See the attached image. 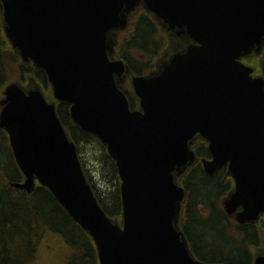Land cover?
Masks as SVG:
<instances>
[{"label": "water", "instance_id": "obj_1", "mask_svg": "<svg viewBox=\"0 0 264 264\" xmlns=\"http://www.w3.org/2000/svg\"><path fill=\"white\" fill-rule=\"evenodd\" d=\"M9 34L24 60L43 68L56 100L71 104L73 121L107 145L121 178L123 226L99 205L75 144L40 90L6 88L0 125L25 175L48 187L97 246L100 264H203L189 254L176 223L184 191L175 182L195 161L198 132L210 139L213 167L230 160L238 193L246 168L264 174V80L240 62L264 44V0H203L200 12L165 10L162 0H2ZM145 1L165 21L185 24L198 42L152 77H135L141 110H132L109 59L108 33L124 27L122 11ZM215 95L210 102L203 95ZM215 104H214V103ZM211 112L201 121L204 104ZM203 123L205 125H201ZM211 163L205 162L208 171ZM238 195L226 202L230 210ZM238 215L252 219L264 197Z\"/></svg>", "mask_w": 264, "mask_h": 264}, {"label": "trees", "instance_id": "obj_2", "mask_svg": "<svg viewBox=\"0 0 264 264\" xmlns=\"http://www.w3.org/2000/svg\"><path fill=\"white\" fill-rule=\"evenodd\" d=\"M155 39L156 28L148 17H144L137 25L134 35L125 36L122 54L126 58L131 49H140L152 57L156 52ZM14 56L9 52L0 24V84H4L6 78V63L12 61ZM128 58L131 62V57ZM145 66L138 62V67L135 65L133 68L141 73L146 70ZM261 71L264 74V58ZM19 73V79L23 82L27 76L34 77V85L41 87L50 97V86L43 70L32 64H21ZM58 112L70 137L81 151L85 148L86 154L87 146L91 145L96 149L98 145V165L92 167L88 159L82 156L84 170L101 206L111 218L120 220V180L114 161L97 139L72 122L68 105L59 104ZM22 179L23 175L15 162L8 137L0 129V264H33L42 241L49 236L60 237L71 250L67 264H98L96 249L90 236L69 216L46 187L37 185L32 194L11 187V182ZM183 183L189 192V222L185 231L195 254L208 262L251 264L252 257L248 252L247 242H237L230 235L226 214L218 209L219 197L225 194L229 185L221 183L219 175H206L202 168L193 170L184 178ZM199 206L210 209L211 217L203 218L198 211ZM245 231L246 238L257 244L256 227Z\"/></svg>", "mask_w": 264, "mask_h": 264}, {"label": "rangeland", "instance_id": "obj_3", "mask_svg": "<svg viewBox=\"0 0 264 264\" xmlns=\"http://www.w3.org/2000/svg\"><path fill=\"white\" fill-rule=\"evenodd\" d=\"M140 52V49H137L134 53L140 54ZM82 152L84 158L88 159L92 167L98 165V162L96 161V155L100 154L98 145L96 149L91 145L87 146L86 154L85 148ZM41 247L42 249L39 251L37 264H63L65 262L68 250L58 238L50 237Z\"/></svg>", "mask_w": 264, "mask_h": 264}, {"label": "flooded vegetation", "instance_id": "obj_4", "mask_svg": "<svg viewBox=\"0 0 264 264\" xmlns=\"http://www.w3.org/2000/svg\"><path fill=\"white\" fill-rule=\"evenodd\" d=\"M162 26L166 28L168 34L171 36V38H172L171 41H177V44H178L177 48H181L182 47V50L183 49L185 50L190 44L193 43L191 41V39L188 37V35H186L185 33L184 34H179L178 30L172 31V30L169 29V27L167 25L162 24ZM226 174H227L226 171L223 170V171H219V172L215 173L214 175H219V178L221 179V183L228 184L229 185L228 189H231V187L233 185L232 184V180L230 178L226 177ZM262 217H263V215H261V218ZM205 219H208V218H205ZM227 219H228V217H227ZM255 226H256V224H251V223H247L245 225H236V227L238 228L239 233L241 235H246L247 234L245 229L253 228Z\"/></svg>", "mask_w": 264, "mask_h": 264}]
</instances>
